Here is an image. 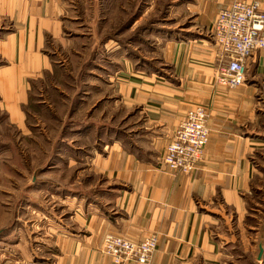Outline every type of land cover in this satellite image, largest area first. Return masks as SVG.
I'll return each mask as SVG.
<instances>
[{"label": "crops", "instance_id": "obj_1", "mask_svg": "<svg viewBox=\"0 0 264 264\" xmlns=\"http://www.w3.org/2000/svg\"><path fill=\"white\" fill-rule=\"evenodd\" d=\"M233 1H258L264 11V0H173V24L147 58L128 43L103 41L100 0H0L4 125L26 126L31 92L48 77L80 81L51 85L68 111L59 140L73 162L65 163L80 174L61 186L77 192L54 197L69 214L43 218L41 236L19 232L3 264H112L100 253L106 235L135 243L156 236L152 264H264V50L248 60L242 86L214 81L221 62L213 26ZM93 96V115L75 120ZM197 106L209 114L204 159L190 175L171 172L165 148ZM85 172L92 183L80 179Z\"/></svg>", "mask_w": 264, "mask_h": 264}, {"label": "rangeland", "instance_id": "obj_2", "mask_svg": "<svg viewBox=\"0 0 264 264\" xmlns=\"http://www.w3.org/2000/svg\"><path fill=\"white\" fill-rule=\"evenodd\" d=\"M100 1L106 12L101 16L99 26L103 41L115 39L118 47L123 48L128 43L138 55L147 58L155 56L157 46L154 42L163 36L160 31H167L173 24L171 18L166 17L173 0ZM87 4L89 3L86 2L85 6ZM88 19L91 20L89 16ZM137 19L133 32L126 34L129 25ZM122 22L127 25V31L120 27ZM124 36L128 37L127 40ZM72 79L73 81L55 75L48 77L44 83L35 85L31 92L32 99L25 108L28 113L26 126L21 130L4 125V115L0 111V264L4 263L3 260L7 262L9 258H13L12 245L20 235L19 232L30 237L38 232L41 236L44 234L41 229L45 222L43 218L51 219L56 216L60 219L62 214L63 217L69 214L61 210L60 199L54 197L58 195L60 198L67 191L77 192L75 188L65 189L61 186L69 188L80 174L76 171L77 165L73 164L68 168L65 163L66 160H73L71 155H66L67 151L70 152L67 142L59 140L60 134L67 131V126L61 122L67 119L68 111L60 106L61 99L54 94L51 85L53 82L59 84L64 81L70 86L80 84L77 78ZM66 92L70 103L74 104L75 98H78L75 96L77 90L70 87ZM45 101L53 102L56 107L53 112L46 110ZM95 101L96 97L93 96L75 120L84 119L88 112L92 116L94 111L90 107ZM104 108L95 115L108 113ZM54 115L56 118L53 120ZM71 146H75V143H70ZM87 178L92 183V177L87 172L80 177L84 180ZM49 214L52 216L48 217ZM41 219V223H37Z\"/></svg>", "mask_w": 264, "mask_h": 264}, {"label": "built area", "instance_id": "obj_3", "mask_svg": "<svg viewBox=\"0 0 264 264\" xmlns=\"http://www.w3.org/2000/svg\"><path fill=\"white\" fill-rule=\"evenodd\" d=\"M212 40L221 65L215 83L235 90L245 83L247 63L256 51L264 50V11L258 1H233L215 19ZM209 114L202 106L186 112L165 148L162 163L174 173L190 175L204 159L209 139ZM157 239L151 235L140 242L106 235L100 253L112 264H152Z\"/></svg>", "mask_w": 264, "mask_h": 264}, {"label": "water", "instance_id": "obj_4", "mask_svg": "<svg viewBox=\"0 0 264 264\" xmlns=\"http://www.w3.org/2000/svg\"><path fill=\"white\" fill-rule=\"evenodd\" d=\"M261 255H262V246L260 245V246H259V256H258V258H260Z\"/></svg>", "mask_w": 264, "mask_h": 264}]
</instances>
